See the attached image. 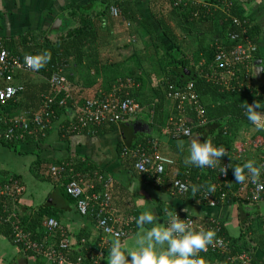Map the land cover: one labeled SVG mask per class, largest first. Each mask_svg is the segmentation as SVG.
I'll return each instance as SVG.
<instances>
[{
  "label": "built area",
  "instance_id": "2783aa9c",
  "mask_svg": "<svg viewBox=\"0 0 264 264\" xmlns=\"http://www.w3.org/2000/svg\"><path fill=\"white\" fill-rule=\"evenodd\" d=\"M227 4L232 6L233 3L228 2ZM227 4L225 2L214 5L204 4L207 13L217 12L220 8L224 9L223 13L231 22V27L236 28L235 32L226 35L227 42L223 41L221 44L218 42H221V39L216 40V56L206 70L205 78L221 89L238 93L245 89L250 90L261 95L264 100V66L260 81H257L254 74L255 53H258L259 49L249 39V31L246 26L248 21L231 16L230 11L226 8ZM112 14L114 17L121 15L118 9H112ZM262 57L264 61V56ZM36 73L37 70H33L24 63L23 57L11 54L0 42L1 104L16 100L24 94L25 86L18 81L21 75ZM202 73H204L203 70ZM243 78L246 83L239 81ZM47 82L50 85L49 92L43 95L42 107L31 119L8 118L3 121L5 126L4 141L21 143L28 137H36L38 131L45 133L48 129L53 128V123L57 119L56 108H64L68 106L69 101L74 100L72 84L64 75L63 69L55 70ZM103 95V97L86 100L81 106H74L71 122L68 127L63 128L66 133L80 135L91 128H102L107 123H128L143 112V108L128 95L120 96L116 93ZM168 98L173 103L175 112L169 117L167 125L161 129L162 133L168 137L189 138L192 136L194 127L204 126L208 123L205 110L194 90L193 83H189L181 89H175L171 86ZM190 113L196 116L194 123L189 121L187 114L190 115ZM186 130L188 135H185ZM252 132L254 135L249 137L250 141L247 146L250 147L251 151L260 152V164H264V130L252 125ZM148 144H140L135 148L126 149L124 155L127 154L131 157L138 172L149 174L157 186L166 187L167 184L164 180L166 170L172 167L175 161L160 151L157 141L150 142L149 147ZM240 157L241 153L238 158ZM224 167L227 169L226 174H221L219 170L216 181L211 182L215 186L214 192L208 193L206 189H201L195 194L194 199L198 204L205 205L210 209L222 208L229 195H232L245 201L246 204L244 205L251 207L264 205V190L257 191L250 179H246L239 190H231L228 187L230 165L226 164ZM50 174L55 181L63 178L70 180L66 184L65 191L74 200L75 210L80 217L87 218L92 215L95 219V226L99 231L97 241L94 242L93 246H90L86 240H82L79 244L82 251L80 250L78 257L77 254L74 255L76 258L72 261L69 254L73 245L66 237V227L52 218L47 219L43 224L47 238H43L41 243L35 241L33 233L21 228V223L16 222L20 218L17 205L24 193V187L18 181L0 182V202L3 201L4 203L1 208L7 215L4 223L11 227L13 244L19 246L25 253L32 252L38 255L45 264H106L105 250L110 245L109 242L113 241L116 233L120 234L122 241L126 240L133 231L136 218L134 216H117L113 212L110 195L94 191L93 185L85 187L83 179L79 174H75L72 169L54 166L51 168ZM204 174H207L206 171ZM259 182L264 183V170H262ZM166 188L171 197H184L190 190L189 180H175ZM179 216L181 219H191L193 228L196 230H215L216 240L219 243L214 241L206 251L200 253V256L217 254L227 256L229 261L238 264H253V257L249 253L232 252L230 243L222 236L223 224L221 219L209 217L205 221L206 225L205 223L199 224L191 217ZM106 229H110V231H106Z\"/></svg>",
  "mask_w": 264,
  "mask_h": 264
},
{
  "label": "trees",
  "instance_id": "16d2710c",
  "mask_svg": "<svg viewBox=\"0 0 264 264\" xmlns=\"http://www.w3.org/2000/svg\"><path fill=\"white\" fill-rule=\"evenodd\" d=\"M90 5H93L94 3H99V0H87ZM106 0H101V3H103V10L102 12L98 13L100 17H105L108 11L110 10V5L107 4ZM134 2V1H133ZM207 4H223L224 0H208L206 1ZM162 4V6L169 5L171 8V11L174 13H177L183 23H186L189 25V23L193 22L192 25H196L200 23V25H196L197 27L202 28L199 32L200 41H199V47L196 51L195 56L196 60H202V70L204 73L201 74V72L197 71L195 68L190 66V60L189 57H185V55H182L181 58L178 57V55H181L182 47L180 45V40L178 36L175 33V30L172 26V24L169 23V20L167 19V15L160 12L159 8H157L158 4ZM228 2H225L227 4ZM129 5L131 3H128ZM153 5L150 4V19L147 18L143 21L135 19V22L138 24V27L145 33H149L151 41L154 42L153 46L155 50H158L157 45L155 44L156 41L160 42V34L162 33L163 37L170 42L171 49L166 50L165 54L168 57L169 61L164 62L163 59L158 60V64L160 65V68L162 69L164 75H168L169 81L168 84L165 85L164 88V94L159 99L158 104L154 105H148V109L143 111L139 118H143L145 121H149L148 123L153 129L152 136H139V140L136 141V139L132 138L134 141L133 144L125 145L121 149V152L123 154L125 151L126 146L135 148L136 146L143 144H150L152 141H157L159 146L161 144L162 138L167 136L166 134L162 133V127H165L167 124L164 123L168 118L165 120L164 116V101H169L172 103L168 98L169 88L172 86L175 89H181L185 88L189 83L194 84V90L198 94L200 102L205 110V117L208 121V123L204 126L200 127H194L192 136L189 138L186 137H169L170 141L172 142V149L174 150V153H178L181 156L180 161L175 164L172 167H169L166 170L165 178L164 180H167V182H173L175 180H182L185 179L189 180L190 190L187 193L186 197H192L194 199L195 194H197L201 189H206V187H202L199 191L196 193L192 192V186L193 185H201V186H207L212 185L211 182L216 181L218 172L221 168H223L226 164L230 165V171H229V188L233 191L239 190L241 183H237L234 176V170L232 168L241 165L244 162L242 159H234L232 160L231 152L233 151V146L235 145L239 135L243 136L246 132V128L248 130L252 131V125L248 120L245 113V105L254 104L256 101H259L261 103V109L264 110V100L261 95H258L256 92H251L250 90H243L241 93L235 92V91H228L225 89H221L219 86L208 82L205 78V75L207 74L206 70L208 67L212 64L213 60L215 59L216 52H217V46L214 42L213 45H205L206 41V35H212L215 39L220 40L219 43L222 44L224 39H227L226 35L228 33L235 32L236 28L234 26L231 27V22L227 17H223L219 11H212L210 13H207L204 7L200 8H194L188 10L186 8L185 3H178V0H156ZM235 5V4H234ZM228 6L226 5V8H228V11H230V15L234 17H239L242 20H247L244 18L238 9V5L234 6ZM123 7V5L119 6ZM73 10L70 12L69 16L73 18L74 22H77L78 26L69 30L65 35L61 34V31H54L53 33L58 35L57 41H50L46 40L43 43L36 42L33 39H30L27 35L19 36V37H10V38H3L0 37V42L3 44V46L14 55H18L21 57H24L25 55H38L42 52H48L49 58L47 60V63L43 64V66L37 70L36 74H29V75H22L24 78L23 84L25 86V92L24 94L13 101H10L6 104L0 103V145L6 148H9L10 150H13L17 153H19V146H21L22 142H7L3 139V132L5 130V126L3 124V121L11 118L13 116L15 117H24L27 119H31L33 115L38 112L42 107V97L43 95L48 94L50 85L48 84L47 80L43 82H33L34 79H37V76H44L43 78L48 79L52 73L57 69H66V67L70 66V58H75L76 63L80 62L81 58H83L85 54V48L87 50L92 48V45H94L98 34L100 27L97 22H94L92 16H89V13L87 10L81 9L77 6H70ZM123 17L124 18H130L131 17V10L130 8L122 9ZM152 13V14H151ZM121 16V15H120ZM128 16V17H125ZM100 17H95L97 20H99ZM248 24L246 25L249 31V39L250 41L256 45V40L253 39V33L252 29L253 26L250 23L249 20ZM65 23V26H68ZM129 25V24H128ZM155 26L160 30L155 28ZM190 27V25H189ZM219 27V28H217ZM156 30V31H155ZM141 32V31H140ZM138 32V33H140ZM160 36V37H159ZM35 41V42H34ZM162 41V40H161ZM227 42V41H226ZM228 44V43H226ZM225 45V44H224ZM162 46V44H161ZM229 46V45H227ZM133 48V49H132ZM132 50L129 59L135 57V47L134 44L131 43L130 45L126 46V49L124 50ZM255 58L258 60H263V57L260 56L258 53H255ZM136 59V58H135ZM264 66V64H263ZM189 69L192 71V78L182 77V70ZM20 78V77H19ZM242 78V77H241ZM140 82L139 80H136ZM241 83L245 82L244 78L239 79ZM32 82V83H31ZM126 80L122 79L119 84L125 83ZM246 83V82H245ZM96 83H92L91 85L83 86V88H76L74 90L73 88V97L74 100L69 101L68 106L64 108L57 107L56 108V114L57 119L54 121L53 126L57 122H61V127L58 130V137L59 139L65 143H70V138H72L74 135H70L66 133V131L63 129L64 127H68V125L71 122V114L74 112V106L78 105L81 106L86 100H91L99 97H103V93H98L99 87H95ZM112 83L107 84L106 88H111ZM88 88V89H87ZM93 88V89H90ZM124 92L119 93L120 96L128 95L131 97L136 103H138L143 109H144V103L142 100H139V94L130 93L127 91V89H123ZM127 91V92H126ZM173 104V103H172ZM259 111V110H258ZM152 112V113H151ZM173 112V111H172ZM175 114V112H173ZM171 116V115H170ZM169 116V117H170ZM189 117V121L195 122L196 116L190 113V115L187 114ZM63 120V121H61ZM123 123L119 124H111L107 123L105 126V129L107 127V131L113 130L117 127V125H121ZM109 128V129H108ZM99 132L103 128H98ZM54 130L53 128L48 129L45 133L43 131H38L36 137L32 138H38L39 141L46 139L49 134ZM168 137V136H167ZM199 139L200 142H205L207 139H211L214 146L220 147L223 146L226 154L221 160L218 162L216 169H199L194 166H186L184 164V159L187 155V148H185L184 152L179 151L177 148V141L178 140H184L185 142L190 141L191 138ZM29 141V137L24 142L26 143ZM148 144V147H149ZM160 151L161 147H160ZM122 155V154H121ZM166 155V154H164ZM127 156L125 162V168L127 170L131 169L133 166V161L131 157H129L127 154L124 155ZM131 159V160H130ZM174 160V159H173ZM255 160L257 164H260V158L256 159H250ZM175 161V160H174ZM37 166L39 167L41 162H36ZM128 164V165H127ZM54 165H57V167H66L70 169V163L69 160L61 161L59 163H56ZM76 167V170H80L79 172H74L75 174H79L82 179H84V172L82 174L81 172V165H74ZM132 166V167H131ZM52 165L48 168V170H44L42 174H45V177L43 178V175L41 176L39 173L37 175V178H43V181H51L54 182V185L60 188V191L65 199H67L71 204L73 203V206L75 208V202L73 199H71L70 196L67 195L65 191L66 184L70 182L69 179H61L59 181H55L53 177L50 174ZM190 169V170H188ZM77 170V171H78ZM206 171L207 174H204ZM39 172V171H38ZM138 172V171H137ZM138 178L145 184L156 187L157 189H161L162 187L157 186L155 184V180L146 173H138ZM39 178V179H40ZM86 178V177H85ZM20 184L21 181H19L18 177H13L8 179V182H14L17 181ZM91 179V177L89 178ZM89 179H87L89 181ZM102 182V180H99ZM2 183V181H0ZM166 183V182H165ZM103 184V183H102ZM98 185V184H97ZM103 185H98L97 187H102ZM55 187V188H56ZM94 185V191H96ZM57 189V188H56ZM197 197V195H196ZM195 197V198H196ZM193 201H196L195 199ZM237 208V212L239 215L243 216L241 226L243 229H245V233L243 232L242 236L236 239H233L229 236L226 230V226L224 225V222L221 220V223L223 224V234L222 236L226 238V240L231 245V250L233 253H243L247 252L253 257V264H264V256L259 258L255 256L256 248L252 247L247 231L254 228L252 224H248L247 221L252 220L255 216H252L251 218L247 216L245 213H243L242 206L246 204L245 201L235 198L232 195H229V198L224 205V207L229 208L230 206H235ZM2 207V203L0 202V208ZM254 208H258V206H254ZM21 208H17V212L19 214V219L16 220V222L21 223V228L26 229L29 232L33 233V239L39 243L43 241V238H47L45 228L43 226L44 222L47 219H55L56 221L62 223V218H64L65 214L70 212L67 208L60 206L56 207L50 204H46L43 207L39 208L37 212L34 215H29L25 213H20ZM137 211L134 210L131 212V214L136 215ZM77 213V212H76ZM75 213V214H76ZM78 214H76L77 216ZM140 215V212L137 217ZM180 215V214H178ZM6 213L3 212V208L0 209V234L5 236L8 239H11L12 241V235H11V227L9 224L4 223L6 220ZM78 217H80L78 215ZM135 217V216H134ZM135 217V218H137ZM259 217V216H257ZM81 218V217H80ZM88 218V217H87ZM193 218V217H191ZM209 218V217H208ZM206 218V219H208ZM256 218V217H255ZM196 222L199 224H204L206 219L197 220V218H193ZM259 219V218H258ZM264 220L261 221L259 224H262L263 226ZM206 224V223H205ZM207 225V224H206ZM66 227V226H65ZM67 228V227H66ZM257 228V227H256ZM136 222L134 223L132 234H134L137 231ZM196 230V229H195ZM263 230V229H262ZM84 233L80 232L79 237H87L83 235ZM258 238H262L259 240V248L264 254V235L263 233L259 232ZM82 239V238H80ZM80 239L78 242H80ZM256 239V237H255ZM15 245V244H14ZM17 246V245H15ZM17 248L21 249L19 246ZM82 251V250H81ZM77 254V257L79 256L80 249L76 245L75 247L71 248L70 254ZM69 254V256H70ZM25 259L28 260L32 257H34L37 260L38 264H43L44 260L39 257L38 255L27 252L23 254ZM68 256V257H69ZM205 259V264H215V262H219V264H238L236 262H231L227 259V256L217 255V254H208L202 256ZM76 258V257H75ZM74 258V260H75ZM36 263V264H37Z\"/></svg>",
  "mask_w": 264,
  "mask_h": 264
},
{
  "label": "crops",
  "instance_id": "0c3cea01",
  "mask_svg": "<svg viewBox=\"0 0 264 264\" xmlns=\"http://www.w3.org/2000/svg\"><path fill=\"white\" fill-rule=\"evenodd\" d=\"M106 1L107 4H111L110 10L105 17H100L98 13L103 10V3H101V0H99V3H94L93 5H90L87 0H0V37L10 38L27 35L30 39L39 43H43L46 40L53 41V39L58 36L53 33V30H56L53 28L55 22L60 20L65 25V23L67 24V22L71 23L73 21V18L69 16L70 12L73 10L70 6H77L81 9L87 10L89 16H92L95 20L94 22H97L100 28L103 27V29H106L107 27L110 29L111 26L115 25L117 18H123V21L126 22L131 21L132 24L135 23L136 26H138V24L135 22L134 18L141 21L147 18L152 22V19H150V4L153 5L152 3L156 0ZM206 1L207 0H188L183 1V3H185L186 8L190 10L196 7H204V4H207ZM224 1L232 2L233 5H238L240 14L250 21L253 26V39L256 40V45L259 49L258 54L264 56V0ZM128 3L131 4L125 9L130 8L131 17H114L112 9H118L120 14L123 15L122 9L124 6L122 8L119 6ZM131 5L134 8H131ZM161 5L162 4H158L157 8L164 7H161ZM95 17L100 18L97 20ZM73 24L78 25L77 22L74 23V21ZM192 24L193 22L189 23V25ZM196 25H200V23ZM213 39L214 42H216L217 39ZM23 80L24 78L21 75L20 78H18V81L23 83ZM33 82L37 83L39 81L34 79ZM150 104L151 103L147 105ZM170 104L172 111L174 112L173 104ZM25 117L26 116H13L11 118L27 119ZM137 120L147 123L149 122L145 121L143 118L137 117L136 119L129 121V123ZM60 124L61 122L55 123L53 126L54 130L44 140L39 141L38 138L29 137V141L26 143L22 142L19 153L10 150L9 148L0 147V181L5 183L8 179L15 176L21 181V185L24 187V193L19 199L17 205V208H21V214L25 213L34 215L39 208L46 204L67 208L70 212L66 213L64 218H62V224L64 227H67L66 237L70 240L73 247L77 245L81 250L79 244L82 240H86L90 246H93L94 242L98 239L99 231L96 229V222L92 215L88 218H80L78 215L76 216L77 213L73 203L71 204V202L65 199L62 195L66 203H69V206H67L63 203V200L60 201L54 196L55 190L58 186L56 187L54 182L43 181L45 174H42V172L44 170H48L50 165L54 167L57 166L54 164L66 160H69L70 169L74 172L80 171L78 169L77 171V166L75 167L74 165H81V172L82 174L84 172L83 175L86 177L83 179L85 187L95 185L96 188L98 185H103L102 187H97L95 190L110 195L113 212L117 216L137 217L136 215H138L139 212L142 214L144 211L151 210L154 218L161 223H164V220L167 219L168 212L188 217V214L185 212V209H188L189 217L197 218V220L206 219L208 217L221 219L226 226L227 233L233 239L239 238L242 236L243 232L245 233V229H243L236 221V217L239 215L236 206L232 205L229 208L222 207L218 209H210L205 205H200L196 201H193L194 199L192 197H171L166 187L172 182L169 183L165 180L167 184L166 187L157 189L156 187L143 183L138 178L137 174L139 172H137L134 166H131L132 168L127 170L125 168V162H123L126 160L127 156H124L121 149L126 144H133L135 140L131 139L132 136L123 130L122 125H117L113 130L110 128L109 131H107V127L105 129L104 126V129H101L99 132H97L99 129L91 128L80 135L76 134L70 138V143L67 145L58 137V130L61 127ZM248 132V136L254 135L252 131L248 130ZM138 138L139 137L134 139L137 141L139 140ZM171 145L172 142L169 137L165 136L162 138L160 144L161 150L169 157L171 156L166 153L167 151L175 155ZM130 148L131 147L126 146L125 150ZM251 153L253 159L260 158L261 156L260 152L254 150H252ZM38 161L41 162L39 167L36 163ZM175 162L177 163V161ZM132 164L134 165V161ZM38 173L41 176L43 175V178H37ZM90 177L91 179H89ZM87 179H89V181ZM16 180L18 181V179ZM99 180H102V182ZM1 203L4 204L3 201ZM134 210L137 211L136 215L131 214ZM262 218L264 220V216H262ZM152 226L153 225H147L146 227L151 228ZM238 226H240V229ZM137 231L134 234L131 233L130 236L122 242H126L129 246L134 244ZM80 232L84 233L83 235L87 237H79ZM247 232L251 246L256 248L255 256L259 258L263 257L264 254L259 248V240L262 238L257 237L259 234L255 228H252ZM79 239L80 242H78ZM0 242L4 250L12 251L13 255H20L24 264L37 263V260L34 257L26 260L23 255L25 252L17 248L11 239H8L1 234ZM109 243L110 245L105 250L106 261L108 259V253L112 241ZM11 246H14L16 251H13ZM74 255L75 254L73 253L70 254L72 261L74 260ZM1 259L3 261V258ZM13 264H17V262L13 261ZM215 264H219V262H215Z\"/></svg>",
  "mask_w": 264,
  "mask_h": 264
},
{
  "label": "rangeland",
  "instance_id": "374dc122",
  "mask_svg": "<svg viewBox=\"0 0 264 264\" xmlns=\"http://www.w3.org/2000/svg\"><path fill=\"white\" fill-rule=\"evenodd\" d=\"M183 1L188 0H179L178 3H183ZM123 6L124 8H127L129 7V4H124ZM131 8L134 7L131 5ZM159 10L161 13L167 15L169 23L172 24L175 33L180 40L182 50L181 55H178V57L181 58L182 55L189 57L190 66L201 72L203 61L196 60L193 54H195L198 50L200 41L198 31H201L202 28L197 27L196 25H190L189 27L188 24L183 23L181 17L177 13H174V11H171L169 5L165 4L164 7L159 8ZM223 11L224 9H219V13H221L223 17H226ZM121 16L123 17V15ZM130 22L131 21H123V18H117L115 25L111 26L110 29L108 27L103 29V27H101L97 41H95L94 45H92V48L89 50L85 48V54L78 63H76L77 61L75 58L71 57L69 61L71 65L64 69V75L69 83L72 84L74 90L76 88H83V86H89L92 83H96L93 88L99 87L97 90L99 94L103 93L107 95L116 93L118 95L119 93L124 92L123 89L126 88L130 93L139 94V100L143 101V111H145L148 109L147 104H158L160 97L164 94V88L165 85L168 84L169 77L168 75H164L160 65L158 64V60L161 58L164 62H168L169 59L166 56L165 51L170 50L172 47L170 42H168L163 37L162 33L159 32L161 36L159 37L162 40H160L162 46L158 41H156L155 44L158 47V50L156 51L153 46L154 42L151 41L149 33H145L140 29V27L136 26L135 23L132 24V22ZM129 23L130 25H128ZM77 26L78 25L73 24L72 21L68 28L60 33L65 35L69 30L73 29V27ZM155 28L158 29L156 26ZM158 31L160 30L158 29ZM213 38L214 36L212 35H206L205 45H213ZM55 39L57 41L58 36H56L53 41H55ZM223 41L226 42L227 39H224ZM131 43H133L135 47V57L129 59L132 50L124 49H126V46ZM37 77V80L40 82L47 80L41 75ZM122 79H125L126 82L119 84ZM136 80H139L140 82ZM110 83H112L111 88H106L107 84ZM164 107V116L166 120V118L169 119V116L173 112L169 101H164ZM168 119L164 121L165 124H167ZM245 130L246 134L244 136L239 135L235 145L233 146V151L231 152L232 160L242 159L247 161V159H253L251 155L253 152L251 153L250 147L247 146L250 141L248 128ZM0 147L6 148L1 145ZM20 148L21 146H19V149ZM166 153L170 154V156L176 159L175 161L177 162L182 160L180 154L178 153H175V155L168 151ZM240 153L241 157L238 158ZM186 166L190 167V165ZM235 206L239 205L236 204ZM258 209V214H254L256 218L254 217L252 220L247 221V223L252 224L259 234V232L262 233V229L264 228L262 224H259L263 220L262 216H264V205H260ZM242 219V215H238L236 217L238 224L241 225ZM238 228L240 229V226H238ZM11 247L10 248L13 251H16L14 246ZM1 258H3V261ZM13 261H16L17 264H24L20 255H13L12 251L6 249L4 250L0 242V264H13Z\"/></svg>",
  "mask_w": 264,
  "mask_h": 264
},
{
  "label": "clouds",
  "instance_id": "9594fccd",
  "mask_svg": "<svg viewBox=\"0 0 264 264\" xmlns=\"http://www.w3.org/2000/svg\"><path fill=\"white\" fill-rule=\"evenodd\" d=\"M48 58L49 53L45 51L38 55H25L23 60L28 67L39 70ZM245 113L251 124L264 130V110L259 101L245 105ZM185 135H188L187 130ZM177 148L181 152L187 148L184 164L199 169H216L226 154L224 147L214 146L211 139L205 142L194 137L188 142L178 140ZM232 169L237 183L243 184L250 179L257 191L264 190V183L259 182L264 164L248 160ZM226 171V167L220 169L221 174H226ZM202 187H206L208 193L215 191L214 185H193L192 192L196 193ZM185 212L189 217V210L185 209ZM147 225L153 226L148 228ZM136 227V239L131 246L122 242L119 233L115 234L106 264H205L200 253L214 241L219 243L215 230H195L191 219H181L177 213L168 212L167 219L161 223L154 218L151 210L144 211L136 218Z\"/></svg>",
  "mask_w": 264,
  "mask_h": 264
},
{
  "label": "water",
  "instance_id": "95a60500",
  "mask_svg": "<svg viewBox=\"0 0 264 264\" xmlns=\"http://www.w3.org/2000/svg\"><path fill=\"white\" fill-rule=\"evenodd\" d=\"M70 24V23H69ZM68 24V26H69ZM65 25L60 21H56L53 28L59 31H64L68 28V26L64 27ZM263 64L264 61L263 60H255V77L257 79V81H260L262 78V72H263ZM182 77H187V78H192V71L189 69H184L182 70ZM122 128L124 131H126L127 133H129V135H131L134 138H137L139 136H152L153 134V129L150 126L149 123L141 121V120H137L131 123H123L121 124ZM54 196L59 199L60 201L63 200V203H65L67 206H69V203H66V201L64 200V198L62 197L60 188L58 187L55 190ZM242 210L243 213H245L247 216L251 217L254 214H257L258 209L248 206V205H243L242 206Z\"/></svg>",
  "mask_w": 264,
  "mask_h": 264
}]
</instances>
